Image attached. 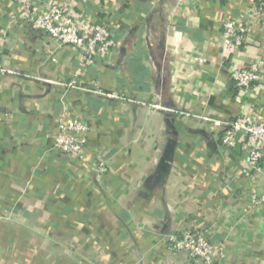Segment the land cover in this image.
Returning a JSON list of instances; mask_svg holds the SVG:
<instances>
[{
	"label": "crops",
	"instance_id": "0c3cea01",
	"mask_svg": "<svg viewBox=\"0 0 264 264\" xmlns=\"http://www.w3.org/2000/svg\"><path fill=\"white\" fill-rule=\"evenodd\" d=\"M256 1L32 0V11L67 6L120 34L125 49L84 68L83 82L194 115L184 117L48 83L73 78L79 52L35 32L18 0H0V64L15 71L0 74V240L7 238L9 253H22V264H36L30 255L38 253L41 264H66L67 248L78 253L71 264L78 255L96 264H193L185 253L167 251L162 236L194 226L224 242L220 264H264V207L252 199L260 182L241 171L245 151L224 146L202 119L264 112V70L245 93L231 79L234 70L264 60V21L246 20ZM162 5L171 16L167 46L178 51L167 58L179 62L167 75L154 34ZM229 19L246 20L247 42L238 50L221 47ZM140 36L146 72L136 70V86L125 60ZM194 54L209 60L200 74L189 72ZM64 110L89 125L81 160L53 150Z\"/></svg>",
	"mask_w": 264,
	"mask_h": 264
},
{
	"label": "built area",
	"instance_id": "2783aa9c",
	"mask_svg": "<svg viewBox=\"0 0 264 264\" xmlns=\"http://www.w3.org/2000/svg\"><path fill=\"white\" fill-rule=\"evenodd\" d=\"M174 1L178 2L179 0ZM18 2L20 17L35 32L46 34L58 46H70L80 54L73 78L67 81L52 82L47 80L48 83L95 96L135 102L146 105L155 112H172L184 117L194 116L181 109L167 108L148 98H130L121 92L105 90L97 80L83 82L81 76L84 68L94 66L120 48L125 49L122 39H116L120 34L105 24L92 25L88 17L75 15L67 6L49 4L44 10L35 12L31 10L32 0H18ZM159 13L160 16L154 25V34L158 45L163 48L165 56L162 72L167 75L179 66V62L174 58H167V54L174 56L178 51L176 48L168 47L166 43L171 16L163 5L159 8ZM246 17V20L264 21V0H257L252 4L247 9ZM246 20L229 19L223 22L221 31V47L223 49L232 51L244 46L247 42ZM144 39V36L139 37L140 42L138 43L141 46ZM208 61L206 56L191 55L189 57V72L200 74ZM261 70H264V60L234 70L231 74L234 87L241 93L252 90L260 79ZM14 73V70L0 64L1 75ZM193 93L198 95V91H193ZM24 108L23 106L21 109ZM262 111H264V107ZM202 119L217 128L224 146L230 149L241 148L245 151V162L241 171L253 183L260 182V191L252 189V199L254 206L264 207V112L261 115L260 113L241 111L233 120L209 117H202ZM57 127L58 132L53 138L52 146L54 152L67 160L83 159L89 132L87 122L78 117H69L64 110L57 119ZM103 169L104 167L101 165L99 170L103 171ZM162 237L167 251L172 254L185 253L193 264H220L226 257L224 242L220 239L211 240L206 228L194 226L170 228L169 232Z\"/></svg>",
	"mask_w": 264,
	"mask_h": 264
},
{
	"label": "rangeland",
	"instance_id": "374dc122",
	"mask_svg": "<svg viewBox=\"0 0 264 264\" xmlns=\"http://www.w3.org/2000/svg\"><path fill=\"white\" fill-rule=\"evenodd\" d=\"M65 242L66 241H64V243ZM7 244H8L7 238H5V237L4 238H1V240H0V246L1 247H4V250L2 249L0 251V261L2 263H4V264H15V263L16 264H22L24 262V260H25L24 259L25 258L24 255L21 253L18 258H17V256L15 257V255H14L13 252H11V251H10V253L8 252ZM67 249L69 250V253H71V254H70V256H68L69 259L66 260V261H64V262H66V264H71L72 263L71 261H73V258H72L73 253L76 254L77 252L76 251H73V250H71L69 248H67ZM30 256H32V261L34 263L41 264V253L32 254ZM30 256H27V258L29 259ZM17 259H19L20 261L17 260ZM75 260H76V262H78V264H80L79 262H81V264H96L93 261V259H90L89 257H87L85 255H80V256L78 255L77 259L75 258Z\"/></svg>",
	"mask_w": 264,
	"mask_h": 264
},
{
	"label": "trees",
	"instance_id": "16d2710c",
	"mask_svg": "<svg viewBox=\"0 0 264 264\" xmlns=\"http://www.w3.org/2000/svg\"><path fill=\"white\" fill-rule=\"evenodd\" d=\"M143 47L138 43L133 44V51L127 55L125 63L128 64V71L130 72L129 78L131 79L132 83L134 85H140L141 82L138 81L139 74L135 75L136 70L138 72H142V74H145L146 69L143 65H141V59L143 55Z\"/></svg>",
	"mask_w": 264,
	"mask_h": 264
}]
</instances>
